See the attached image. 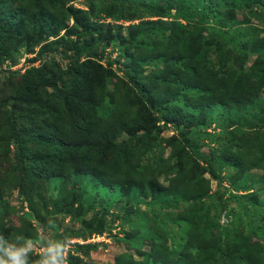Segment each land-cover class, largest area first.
Here are the masks:
<instances>
[{
    "label": "trees",
    "instance_id": "trees-1",
    "mask_svg": "<svg viewBox=\"0 0 264 264\" xmlns=\"http://www.w3.org/2000/svg\"><path fill=\"white\" fill-rule=\"evenodd\" d=\"M80 2L86 10L72 9ZM70 13L64 42L76 37L72 53L48 40ZM30 24L33 32L43 27L42 40L28 33ZM47 44L69 61L43 77L49 92L36 84ZM107 46L114 59L104 55ZM23 54L38 65L20 74ZM0 76L29 79L15 90L0 136L16 144L17 170H44L46 196L36 209L32 195L18 190L22 230L0 228L4 246L43 240L36 226L49 239L81 241L72 243L69 264H95L88 259L98 243L87 241L105 233L108 211L120 209L107 237L122 249L105 264H138L133 255L141 264H264V242L250 239L264 240V0H0ZM24 109L38 126L14 130ZM161 130L171 135L162 138ZM203 173L215 181L216 203L197 207L208 196ZM11 186L0 183V218ZM178 201L190 204L184 219L158 217Z\"/></svg>",
    "mask_w": 264,
    "mask_h": 264
},
{
    "label": "rangeland",
    "instance_id": "rangeland-1",
    "mask_svg": "<svg viewBox=\"0 0 264 264\" xmlns=\"http://www.w3.org/2000/svg\"><path fill=\"white\" fill-rule=\"evenodd\" d=\"M72 5V9H82V10H86V7H83L81 5V2L80 4L79 3H71ZM17 7V5H16ZM16 7H12V8H16ZM74 7V8H73ZM32 10H28V12L30 13L28 16V20L27 22H25V24L27 25V23H30L33 16H32V13H31ZM71 12V11H69ZM243 11H238L236 13V18L240 21L241 20V13ZM71 14H69V19L66 21H63L62 22V26L59 31H57L58 33L54 36H50L48 38V40H54L56 39V42L59 43L61 46L60 48H62V50L64 51H68L69 53H72L74 50H75V40H76V37L75 36H69L70 37V41L69 43H65L64 42V39H66L67 35H66V32L64 30H66L67 27H69L71 24H72V21L70 22L71 20ZM34 17H37L39 18L40 15L39 14H35ZM254 23L256 25H259L260 23L257 22V21H254ZM2 24H4L2 22ZM33 25V24H32ZM30 24V27L27 28V31H30L28 33L31 32V34L33 35L34 38L38 39L40 41V38L41 40L43 39V27L41 26H37L35 32H33L32 28L31 27H34L35 26L33 25L32 26ZM28 33L26 32V34L24 35L23 38L25 37H29L28 36ZM18 35V33L16 31H13L9 34V36H16ZM203 35H205V32L203 33ZM18 37V36H17ZM20 39V38H19ZM24 44L21 43L20 44V47L19 48V51L21 53H29L30 51H27L26 48L23 46ZM47 50L44 51L41 59L42 61H44L43 63V69L42 71L40 72V76L39 78H37V85L39 87H46L47 91L49 92L51 87H53L51 85V82H45L43 77L45 75H49V72L52 71V68L55 67L53 65H57L60 69H64L68 66L69 64V61H65V60H61V57L58 56V57H53L52 55V52H53V49H50L51 46H49L47 44ZM111 50L110 46H107L105 48V52H104V55L105 54H110L111 56H109L110 59H114L116 57V55H114V53L116 52H109ZM32 53H37L38 52V47H34L33 50L31 51ZM59 54L61 53L60 50L58 52ZM34 55V54H33ZM33 55H24L20 58L19 60V63H22L19 68H15V71H18L20 74L22 73V71L28 67L29 65L31 66H37L38 63L37 62H33L32 64L31 63H28V59H30ZM84 57V53L81 55L80 59H83ZM100 57V54L99 52H96V58L98 59ZM108 57V56H107ZM55 59V62L53 64V61ZM253 60V56H249V58L247 59V61L245 62V65L244 67H248L251 62ZM101 64L105 65L106 66V60L105 58H103L101 61H100ZM114 67H117L116 65L114 66H111V70L114 71L116 73V75L118 76H121V71L120 70H117V68H114ZM39 73V71H38ZM142 75H147L146 72H143L141 73ZM29 77H32V76H29ZM122 77V76H121ZM48 79V78H47ZM29 79L27 78H20V77H17V76H12V77H1L0 76V124H2V116L5 114V115H9V111L14 107V98H15V95H16V92L15 90L17 88H20V87H23V85L25 86L26 82L28 81ZM58 85V84H57ZM109 89H111V87H108ZM264 93V92H263ZM25 113H23V115L19 116V121L18 123H14L13 125V129L14 130H19L20 128H31V127H37L38 126V122L36 120H33L31 122V120L33 119V114L31 113V110L30 109H24ZM40 124V123H39ZM209 132H211V128H209ZM171 135V131H163L161 130L160 131V137L162 138H167ZM125 138V133H122L120 135V138L117 140V141H121L122 139ZM0 142H4V146H3V150H2V153L0 154V183H8V181H10L11 184H14L15 188H13L11 186L12 189H5L4 193L5 195L8 194V203H9V209H7L5 211V215L0 218V228L1 229H6V233L8 234H14V230L15 228H19L21 227L20 229L22 230V220L20 219V217L18 216V206H19V201L18 199L16 198L17 197V192L19 191H22L24 193L28 192L30 195H32L31 197V200L33 201V203L35 204V207L36 209H39L40 206L44 205L46 203L45 199H46V196H44V192H45V186H44V179L45 177L43 175H45V172L42 168H32L33 171H28L26 168H23V166L25 167V164L24 165H20L19 167V170H17L16 166H17V159L19 158L18 155H17V152H16V144H13V143H7L6 140L0 136ZM163 146V145H162ZM164 156H166L168 154V149L164 146ZM208 152L203 150L201 152V155H207ZM31 162V160H30ZM173 162L172 161H168L167 162V166L169 165H172ZM201 164L204 166V162H201ZM19 166V165H18ZM252 175L254 176H259L260 175V172L259 171H252L251 172ZM202 177L205 178V179H210L208 178L209 176H207V173H203L202 174ZM227 186V183L224 184ZM215 181L212 179L209 180V190H208V196L207 197H204L202 199V203H198L196 206L199 207V206H204L205 204H210V203H216V196H213L215 195L213 193V191L215 190ZM19 190V191H18ZM178 205L176 209H169V208H162L160 210V214L157 212L155 213H158V217H167L166 219H184L186 217V214L188 213V210L190 207V204L189 203H183L181 201H178L177 202ZM23 212H28V210L26 209V206H25V203L23 204ZM155 211V209H153ZM30 215H32V213L28 212ZM111 213V214H110ZM122 211L120 209H115V210H110L106 213V216H105V233L102 234V236H92L87 242H95V243H98L97 244V247H96V251L94 252H91L89 254V261L90 262H93L95 264H105L107 262H112L113 260V257L118 253L120 252V250L122 249V247H120L119 249L116 248V246L112 243H110V239L107 237V231L108 229H112V234H114L113 232H115L118 227H117V222L115 220V217H120ZM52 220H55L57 219L56 217H52L51 218ZM120 221V220H119ZM31 226H35L36 223L35 221H31ZM163 223H166V221H164ZM108 228V229H107ZM173 230L175 229V226H172ZM24 231L27 230L26 228L23 229ZM29 231V230H28ZM214 231V229H212V232ZM263 231H264V226H263ZM50 233L49 230H45L44 232L40 231L39 228H37L35 226V229H34V232L33 234L36 235L37 237L43 239V240H46V239H49L50 237ZM244 234H247V233H244ZM5 238V237H4ZM251 241L252 242H256L257 244L261 245L264 240L255 235V234H252L251 235ZM5 241V240H4ZM8 240H6L5 243H7ZM81 243V241L79 240H71L69 242L70 244V249L72 248V243ZM168 242H172L170 240H168ZM14 245V244H13ZM171 245L173 247H177L179 244L178 243H175V242H172ZM15 246V245H14ZM24 247H27V244H25ZM152 247V246H151ZM151 247L150 245H144L142 247V252L144 253H148L149 251H151ZM42 251V249H41ZM69 254H75V252H70L69 251ZM35 256H39V249L37 250H34V252L31 254L29 253L28 254V260H29V264H34V262L39 259V258H36ZM133 259H135L137 261L138 264H141L139 263L140 261V257L139 255L138 256H135L133 255Z\"/></svg>",
    "mask_w": 264,
    "mask_h": 264
},
{
    "label": "clouds",
    "instance_id": "clouds-1",
    "mask_svg": "<svg viewBox=\"0 0 264 264\" xmlns=\"http://www.w3.org/2000/svg\"><path fill=\"white\" fill-rule=\"evenodd\" d=\"M125 24L127 22H124ZM25 243L27 247L17 248L10 242L4 246V237L0 236V264H29L28 254L37 249L39 259L34 264H69L70 244L67 238L48 239L47 242L27 238Z\"/></svg>",
    "mask_w": 264,
    "mask_h": 264
},
{
    "label": "built area",
    "instance_id": "built-area-1",
    "mask_svg": "<svg viewBox=\"0 0 264 264\" xmlns=\"http://www.w3.org/2000/svg\"><path fill=\"white\" fill-rule=\"evenodd\" d=\"M14 69V68H13Z\"/></svg>",
    "mask_w": 264,
    "mask_h": 264
}]
</instances>
